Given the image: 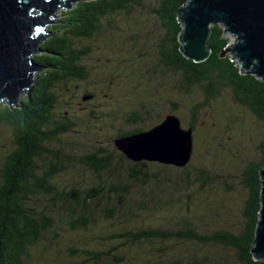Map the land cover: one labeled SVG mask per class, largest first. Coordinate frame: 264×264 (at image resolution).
I'll return each mask as SVG.
<instances>
[{
  "label": "trees",
  "instance_id": "1",
  "mask_svg": "<svg viewBox=\"0 0 264 264\" xmlns=\"http://www.w3.org/2000/svg\"><path fill=\"white\" fill-rule=\"evenodd\" d=\"M185 3L186 0L79 1L71 8L62 9L58 23L48 27L50 37L40 45L42 53L33 56L41 70L36 75L32 90L25 93L17 105L0 102V128L9 132L11 148L0 165V264H25L27 251L37 245L46 233L54 230L56 218L65 216L72 222L75 217L74 228L79 222L88 223V219H83L93 204L103 201L106 192L118 198L116 204L110 205L114 207L107 210L109 214L104 216L110 219L116 218V213L125 216L132 183L143 190H136L142 198L137 204L139 210L153 212L160 204L173 208L169 218H166L173 223L169 229L159 227L118 235L121 241L137 244L139 250L135 251L134 258L139 259L140 264H264L263 261H255L251 254L260 209L259 171L264 167V132L254 145L255 159L250 160L248 155L242 162L238 161L239 183L247 193L240 211L241 228L237 232L213 228L216 220L222 217V209L213 210L210 195L213 189L221 194L222 202L227 200L233 187L225 181L222 188L218 182L227 178L231 172L227 166L239 158L235 156L222 170L216 167L213 158V172L201 166L209 163L210 157L206 152L211 138L213 148L219 149L216 134L230 132L227 122L221 121L225 127L218 128L213 122L214 114L218 113L217 104L223 96H228L236 106L250 112L264 131V80L242 73L230 55L221 57L229 40L220 24L211 27L207 41L211 53L205 61L195 63L185 58L179 49L182 27L177 15ZM134 9L152 15L159 24L158 59L151 69L147 68L148 74H159L156 80H165L167 75L176 77V82L170 86L172 91L190 94L198 89L201 93L200 101L191 105L188 103L187 124L194 131V149L189 164L184 168L156 162H132L114 148L115 139L146 131L143 127L147 126V120L136 112H131L126 119L128 124L135 126L113 136V153L101 147H89L84 156L79 157L73 154L74 149L50 147L61 135L75 132L76 128L66 115L55 114L57 96L54 88L56 85L66 88L69 82L88 80L89 73L82 62L89 49L78 48L75 41L90 39L96 31L99 36L105 34L114 27L108 23V18L130 14ZM102 21L108 24L102 25ZM140 39V34L135 35V45ZM224 91L227 94L222 95ZM93 96L92 92H88L83 98L91 99ZM170 102V113H175L182 99L178 97L176 102ZM206 112L212 119L205 120ZM165 116L158 114L152 120V127ZM178 116L184 121L181 114ZM202 118L205 126L196 128ZM198 136L204 139V150L199 152L201 158L195 152V138ZM114 153L120 162L130 165L125 177L129 184L115 181L106 188L107 181L103 176L107 173L119 174V168L111 163ZM79 164L95 178L90 188L77 186L79 184L74 181L71 185H55L56 179ZM150 165L161 170L149 174L147 169ZM214 181L217 186H214ZM172 194L177 196V200L170 199ZM227 215L228 212L223 218ZM146 243L152 246L150 250L145 249ZM173 243H179L180 247L170 248ZM184 245H192L194 249L187 250ZM217 248L230 250L232 256L220 255ZM90 257L110 264L125 261L116 255L115 250L91 254Z\"/></svg>",
  "mask_w": 264,
  "mask_h": 264
},
{
  "label": "rangeland",
  "instance_id": "2",
  "mask_svg": "<svg viewBox=\"0 0 264 264\" xmlns=\"http://www.w3.org/2000/svg\"><path fill=\"white\" fill-rule=\"evenodd\" d=\"M62 9L55 11L56 23L61 18ZM108 23H112L115 28L113 27L100 36L96 34V31L90 39L75 41L78 48L87 47L89 49L82 62L88 70V80L69 82L66 88L62 85H56L54 88L57 96L55 114L57 116L66 115L69 121L76 124V128L75 132L61 135L57 142L50 145L51 148L74 149L73 154L79 157L84 156L89 147H101L106 152L113 153V136L121 130H130L135 126L126 122L131 112L145 117L147 126L143 128L147 130L153 126L151 125L152 120L156 119L158 114L165 116L170 113V101L176 102L178 97H181L182 103L172 114L178 118L181 114L185 121L180 120L181 125L186 129L189 121L188 103L191 105L202 99L198 89H194L190 94L172 91L170 86L176 82V77L167 75L165 80H156L159 74L155 76L148 74L147 68L151 69V65L158 59L156 50L160 34L159 24L152 15L134 9L130 14L111 16L108 18ZM108 23L102 21V25ZM49 26L44 29V32L49 33ZM220 26L222 27L221 24ZM138 34L141 35V39L135 45V35ZM224 34L230 46L234 42V37L227 32ZM140 54L144 56L140 57ZM88 92H92L94 96L86 100L83 96ZM224 94L227 93L224 91L222 95ZM228 100L230 102H227ZM234 105L235 102L228 99L226 95L219 100L218 113L214 114L213 122L217 128L225 127L221 121L227 122L230 132L225 135L216 134V143L220 144L219 149L213 148V138H211L206 152V155L210 157L209 163L201 166L213 172V158L219 170L234 160L235 156L239 158L227 166L228 171H231L227 178L218 182L222 184V188L225 181L232 185L233 191L229 194L230 196H227V200L222 202L221 194L213 189L210 195L213 199V210L222 209V217L216 220L213 228L220 227L237 232L241 228L240 211L247 193L239 183V162L240 160L242 162L248 155L250 160L255 159L254 145L264 131L255 122L250 112ZM205 117L208 121L211 115L209 116L206 112ZM201 120V124L196 128L205 126L203 118L198 122L200 123ZM196 138L195 152L199 153L204 150V139L201 136ZM10 151L9 132L0 128V165ZM197 156L201 158V153ZM236 162H238L237 165ZM111 163L119 168V174L115 176L107 173L103 176L107 181L106 188L115 181L128 185L129 181L125 177L130 165L120 162L116 153ZM157 170L161 169L150 165L147 172L152 174ZM94 180L89 170L79 164L74 170L56 179L55 185H71L74 181L79 184L77 186L90 188ZM137 186L136 183L130 185L131 194L128 197V209L125 210V216L121 217L118 213L114 219L104 216L109 214L107 210L114 207L110 205L116 204L118 198L115 194L106 192L107 199L104 197L98 205L93 204L89 214L83 219V221L88 219V223L79 222V225L74 228L75 217L71 219L72 222L65 216L56 218L54 230L46 233L37 245L30 247L27 251L25 264H110L90 257L91 254L110 250H115L116 255L125 259L122 264H140V260L134 258L135 251L139 250L137 244L121 241L118 235L159 227L169 229L173 223L171 220L167 221L166 218H169L173 208L160 204L158 208L152 210L153 212L139 210L137 204L142 198L137 191L143 192V190L138 189ZM214 186H217V182ZM170 199L177 200V196L172 194ZM227 212L228 215L223 218ZM144 247L150 250L152 246L146 243ZM179 247V243H173L170 246V248ZM184 248L192 250L194 246L184 245ZM217 250L220 255L232 256V252L228 249L217 248Z\"/></svg>",
  "mask_w": 264,
  "mask_h": 264
},
{
  "label": "water",
  "instance_id": "3",
  "mask_svg": "<svg viewBox=\"0 0 264 264\" xmlns=\"http://www.w3.org/2000/svg\"><path fill=\"white\" fill-rule=\"evenodd\" d=\"M86 0H0V102L17 105L29 93L41 67L33 60L50 37L44 29L56 23L55 11ZM180 52L195 63L205 61L211 27L221 24L234 37L221 57L230 55L242 73L264 80V0H186L177 12ZM86 97L85 99H89ZM114 148L132 162L186 167L193 154V131L167 114L154 127L117 138ZM260 175V209L251 254L264 262V167Z\"/></svg>",
  "mask_w": 264,
  "mask_h": 264
},
{
  "label": "flooded vegetation",
  "instance_id": "4",
  "mask_svg": "<svg viewBox=\"0 0 264 264\" xmlns=\"http://www.w3.org/2000/svg\"><path fill=\"white\" fill-rule=\"evenodd\" d=\"M159 124V123H158Z\"/></svg>",
  "mask_w": 264,
  "mask_h": 264
}]
</instances>
